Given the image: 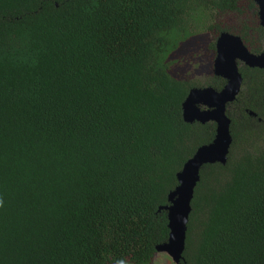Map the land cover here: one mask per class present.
Returning a JSON list of instances; mask_svg holds the SVG:
<instances>
[{
    "label": "trees",
    "instance_id": "16d2710c",
    "mask_svg": "<svg viewBox=\"0 0 264 264\" xmlns=\"http://www.w3.org/2000/svg\"><path fill=\"white\" fill-rule=\"evenodd\" d=\"M221 33L262 52L255 1L0 0V264H153L177 174L216 134L184 121L201 84L176 54L202 34L215 51ZM241 72L228 160L201 169L182 264H264V69Z\"/></svg>",
    "mask_w": 264,
    "mask_h": 264
},
{
    "label": "water",
    "instance_id": "95a60500",
    "mask_svg": "<svg viewBox=\"0 0 264 264\" xmlns=\"http://www.w3.org/2000/svg\"><path fill=\"white\" fill-rule=\"evenodd\" d=\"M254 1L258 6L260 25L264 27V0ZM239 63L264 69V51L254 54L240 36L222 33L217 40L215 61L208 72L226 80L225 87L220 91L213 87L193 88L183 103L185 122H214L216 134L211 143L198 148L184 164L177 174L178 186L169 194V204L162 207L167 211L170 234L168 241L156 249L158 253L168 255L176 264H182L184 260L188 223L201 169L205 165H225L228 160L233 141L228 109L236 101L243 82ZM200 106L206 109L202 110Z\"/></svg>",
    "mask_w": 264,
    "mask_h": 264
},
{
    "label": "flooded vegetation",
    "instance_id": "af4514ba",
    "mask_svg": "<svg viewBox=\"0 0 264 264\" xmlns=\"http://www.w3.org/2000/svg\"><path fill=\"white\" fill-rule=\"evenodd\" d=\"M252 32V31H251ZM222 34V33H221ZM221 34L217 37V39L216 38H214V39H216L215 41H216V43H215V47H216V44H217V40H218V38L221 36ZM202 35H205V34H202ZM202 35H199V36H202ZM206 35H208L207 36V40H206V42L204 43V45H202L201 47H204V50L202 51V50H200L199 49V51H193L191 54H189V56H188V58L187 57H180V59H179V61L177 62V63H180V62H182V61H184V62H186V61H188V65L189 66H186V65H181L179 68H177L178 70H177V72H179L180 74H178L179 75V77L180 78H185V79H190V80H193V81H197L198 82V84H201L200 86H198V87H194V88H205V87H211V86H207L206 85V80L209 78V77H213V76H215L214 74H210L209 72H207V73H198V74H193L194 72H193V66L194 65H208V67H212L213 66V63H214V61H215V58H216V50L215 51H212L211 49H210V45H211V41L213 40V38H212V36H210L209 34H206ZM199 36H196V37H199ZM193 38H195V37H193ZM249 38H251L252 39V41L255 39V38H257V35L256 34H251L250 35V37ZM245 43V42H244ZM246 45V44H245ZM246 47L252 52V53H254V54H261L262 52H259V53H257V52H253L251 49H250V47L249 46H247L246 45ZM194 63V64H193ZM193 64V66H192V69H190V66ZM239 67H240V72H241V68H244V67H248V68H252V67H249V66H247V65H245L244 63H239ZM261 69V68H260ZM241 74H242V72H241ZM215 77H218V76H215ZM242 77H243V74H242ZM220 78V77H219ZM200 81V82H199ZM244 82H245V79H244V77H243V82H242V86H241V90H240V93H241V91H242V89H243V86H244ZM226 85V84H225ZM225 85H224V87H225ZM223 87V88H224ZM222 88V89H223ZM215 89V88H214ZM221 89V90H222ZM220 91V90H219ZM239 93V94H240ZM201 108H202V110H205L206 109V107H203V106H200ZM243 108H244V105L242 104V103H239L238 105H237V109H236V111L237 112H235L236 113V116L237 117H239L240 119H242V113H243V111L244 112H248L249 114H250V116L252 117V118H254V119H256L258 122H262L263 120L261 119V118H259L258 116H257V114L256 113H254V112H252V111H248V110H243ZM230 117V116H229ZM195 123V122H194ZM197 123H201V122H197ZM214 123V122H213ZM201 124H203V123H201ZM204 124H206V123H204ZM216 125V124H215ZM231 125H232V123H231Z\"/></svg>",
    "mask_w": 264,
    "mask_h": 264
},
{
    "label": "rangeland",
    "instance_id": "374dc122",
    "mask_svg": "<svg viewBox=\"0 0 264 264\" xmlns=\"http://www.w3.org/2000/svg\"><path fill=\"white\" fill-rule=\"evenodd\" d=\"M207 36L208 35L205 34L199 37L191 38L189 42L183 47V49L182 50L180 49L179 53L176 54V57L180 58L185 56L188 58L189 54H191L194 50L199 51L200 49L203 51L204 47L201 46L204 45V43L206 42ZM193 64L190 66V69H192ZM181 65L189 66L190 64L188 65V61L186 62L182 61L178 63L176 67L179 68ZM193 69H194L193 72L195 71L193 74L195 75L198 73H207L210 68L208 67V65L207 66L194 65ZM178 74L180 73L178 72ZM124 264H132V263H124ZM153 264H176V263H174L168 255L164 253H158L157 256L155 257Z\"/></svg>",
    "mask_w": 264,
    "mask_h": 264
}]
</instances>
